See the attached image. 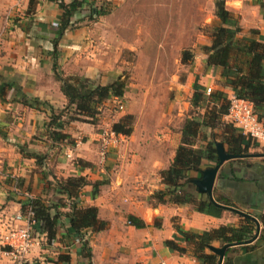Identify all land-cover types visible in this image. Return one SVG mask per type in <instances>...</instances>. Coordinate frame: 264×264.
<instances>
[{"label": "crops", "instance_id": "0c3cea01", "mask_svg": "<svg viewBox=\"0 0 264 264\" xmlns=\"http://www.w3.org/2000/svg\"><path fill=\"white\" fill-rule=\"evenodd\" d=\"M64 1L68 3L72 0ZM84 1V7L96 2ZM225 6L239 15L242 35L257 29V37L264 36V0H225ZM62 13L57 0H0V87L3 82L12 85L7 84L3 96H0V125L14 121L20 128L25 123L30 130L0 131V167L5 168L4 172L0 171V233L9 225L26 223L23 219H17L19 214L23 215L20 201L43 197L56 202L65 198L54 186L51 189L45 187L41 170L33 157L35 153H24L19 147L27 136H43L45 131L37 130H42L49 113L45 109L25 106L21 102V92L40 97L55 106L65 102L60 83L53 73L51 54ZM81 17L83 20L68 28L59 40L58 69L66 74H84L95 79L103 67L101 52L97 50L101 23L97 21L88 25L91 19L84 11L74 16L73 21ZM201 68V86L211 85L217 80L215 90H223L228 97L234 93L223 85L221 67ZM147 111L144 110L142 114L141 127L137 124L130 135L124 136L121 144L111 146L104 160L99 152L100 137L97 138L101 132L87 131L89 138L85 141L77 139L74 146L66 141L61 144L60 152L67 151L73 157L59 155L54 164V173L65 178L86 176L91 183L82 188L78 202L97 206L99 218L108 222L106 229L98 232L89 229L85 235L93 255V264H157L161 259L171 264H199L190 251L179 253L166 244L167 240L176 239L185 245L175 224L184 230L203 231L221 225L237 226L245 218L228 209L217 217L189 206L156 203L149 198L155 190L165 187L160 172L173 162L182 130L166 131V128H162L166 125L164 121L155 126L148 119L151 113ZM224 119L227 117L224 116ZM68 132L74 138L81 134V131ZM94 140H99L97 148L92 147ZM224 145L228 151L227 144ZM30 147H34V144ZM43 149H47L45 144ZM262 153L264 142H259L258 146L250 148L249 156L227 160L221 165L214 184V197L249 212L260 223L258 235L253 241L235 245V249L229 253L232 264H264ZM4 175L11 177L8 178L11 182H6L7 178L2 180ZM193 176L198 177L199 172H193ZM18 181L19 186L16 185ZM63 211L68 212L69 208H63ZM131 215L143 224L132 222ZM61 221L57 238L35 247L28 264H89L83 243L68 233V217L63 216ZM33 228L37 233L39 224L34 223ZM215 244L220 245L218 242ZM0 264H12L3 249H0Z\"/></svg>", "mask_w": 264, "mask_h": 264}, {"label": "trees", "instance_id": "16d2710c", "mask_svg": "<svg viewBox=\"0 0 264 264\" xmlns=\"http://www.w3.org/2000/svg\"><path fill=\"white\" fill-rule=\"evenodd\" d=\"M57 1L63 13L58 36L53 40L54 49L51 54L54 60L53 73L60 83V90L65 97V102L63 105L55 106L40 97H31L21 92L23 97L21 102L25 106L39 110L45 109V112L49 111L44 120L46 131L43 134L46 135L51 148L57 143L61 146L68 138H72V135H69L70 133L64 128L72 121H78L79 117L71 116L70 121H67L64 112L68 108H73L77 114L94 118L103 102L111 97L120 98L125 93V81L122 79L102 84L86 75L66 74L58 69L57 57L60 38L68 28L76 26L83 20L81 17L73 21V17L81 15L83 11L87 14L88 19L106 15L110 12L108 3L99 7L97 5L84 7V0H72L68 3L64 0ZM216 5L219 22L213 25L211 45L205 47V52L208 54L207 62L211 66L222 68L223 85L232 89L237 96L249 99L264 124V36L257 37L259 34L257 29H251L249 34L242 35L239 15L226 8L224 0H217ZM192 59L193 54L190 51H184L183 61ZM7 84L12 86L3 82L0 87V96H3ZM205 100L208 101L206 113L186 118L175 158L167 169L160 172L165 187L155 190L149 198L155 200L156 203L189 206L198 212L219 217L224 208L213 203L206 193L197 190L196 185L191 181L194 178L193 172L200 174L203 168L217 163L216 142L218 140L227 144L229 152L237 155L249 153L250 148L254 146L251 137L224 119L230 105L228 94L223 90H215L207 96L205 89L195 83L192 104L202 106ZM133 123V115L127 114L120 121L114 123L113 130L130 135L133 132ZM204 127L210 128L211 131H201ZM46 154L48 153L33 154L38 169L41 170L45 187L51 189L54 186L56 191L65 195V198L56 202L47 201L43 197H30L25 202L20 201L22 202L23 215L32 213L40 230L45 233L48 243L57 238L59 227L62 225V217H68L69 235L80 239L86 256L89 258V264H93V255L85 235L89 229L97 232L106 229L108 222L99 218L97 206L82 205L78 202L82 188L90 184L91 181L84 175L58 177L47 166ZM93 185L96 191V183ZM215 199L219 203L232 205V203L224 202L220 197H215ZM66 207L69 208L68 212L63 211V208ZM130 218L135 224H143L137 222L133 215ZM175 227L181 234L185 245H181L176 239L167 240L166 244L172 250L179 253L190 251L199 264H218L219 257L209 248V245H216V242L224 245L248 240L255 233L256 223L253 219L245 217L240 225H221L210 230H184L177 224ZM234 249V246L227 249L223 264H232L229 253Z\"/></svg>", "mask_w": 264, "mask_h": 264}, {"label": "rangeland", "instance_id": "374dc122", "mask_svg": "<svg viewBox=\"0 0 264 264\" xmlns=\"http://www.w3.org/2000/svg\"><path fill=\"white\" fill-rule=\"evenodd\" d=\"M216 1L96 0L90 3V5L108 3L110 8L108 14L94 17L87 23L88 25L97 21L101 23L97 50L101 52L100 62L103 63V67L95 81L109 84L122 79L125 81V93L120 98L111 97L103 102L94 118L77 114L73 108H68L69 110L64 112L65 119L70 121L71 116H77L79 120L72 121L64 130L81 131V134L78 138H68L66 142L74 146L77 139L85 141L90 136L87 131L93 133L113 131L114 139L117 141L112 142L111 146H118L124 135L113 130L114 123L125 115L132 114L133 128L137 124L141 127L142 114L146 109L147 113L152 115L148 116L150 122L158 126V123L164 121L166 125L162 128H166V131H181L187 117L205 114L208 101L205 100L202 106H196L192 104V98L195 83L200 84L201 67L205 66L207 70L211 67L207 62L208 54L205 47L211 45L213 25L219 22ZM234 13L237 14L235 11ZM184 51H190L193 59L183 61ZM217 83L215 80V83L202 87L203 89L211 87V94L215 91ZM6 122L7 124L0 125V131H30L25 123L20 128L14 121ZM37 131L46 130L43 127ZM201 131L211 129L204 127ZM39 136L33 138L27 136L19 146L21 151L39 155L48 153L47 166L52 171H56L54 164L58 161L59 155L64 158L73 157V154L67 151L61 153L59 143L51 148L48 140L43 137L46 135ZM251 141L254 147L259 144L256 140ZM98 142L99 140L92 141V147L97 148ZM31 144H34V147H30ZM43 144L49 152L43 149ZM0 171L4 172L5 168L1 166ZM6 178V182H11L8 179L11 177L5 175L2 180ZM16 185L19 186L20 182H16ZM3 248L4 246L0 244V249Z\"/></svg>", "mask_w": 264, "mask_h": 264}, {"label": "built area", "instance_id": "2783aa9c", "mask_svg": "<svg viewBox=\"0 0 264 264\" xmlns=\"http://www.w3.org/2000/svg\"><path fill=\"white\" fill-rule=\"evenodd\" d=\"M211 90V87H207L205 93L210 94ZM229 100L228 113L225 115L227 119L251 139L264 142V124L259 119L253 103L249 99L239 97L234 93L229 97ZM112 132L102 131L100 134L99 152L103 160L106 159L109 153L111 143L117 141L114 139L115 133ZM17 219H23L26 223L24 225L12 224L7 226L0 233V244L4 246L3 252L10 257L12 264H28L32 250L48 242L45 233L40 229L37 233L34 232L33 224L36 221L33 219L32 213L19 214ZM77 241H80V239L77 238ZM157 264L171 263L161 259Z\"/></svg>", "mask_w": 264, "mask_h": 264}, {"label": "water", "instance_id": "95a60500", "mask_svg": "<svg viewBox=\"0 0 264 264\" xmlns=\"http://www.w3.org/2000/svg\"><path fill=\"white\" fill-rule=\"evenodd\" d=\"M216 149H217V155H218L217 163H215L214 165L208 166L206 168H203L200 171V175L198 177L192 178L191 181L196 185L197 190L201 193H206L208 195L209 199L213 203H215L218 206L223 207L224 209L234 211L243 217L251 218L255 221V223L257 225V231H256L255 235H253V237L248 239V240L241 241V242L226 243V244L221 245V246L209 245V248L212 251H214L219 257L218 264H223L224 258L226 255V251L229 247L244 244V243H249L257 237L258 231L260 228V223H259L258 219L256 217L252 216L249 212L242 210L240 208L234 207V206H229V205H226L223 203H219V202H217V200L214 197V184L216 181L217 173H218L221 165L224 162H226L227 160L238 158L241 156H249L250 154L237 155V154H233L231 152H228L225 148L224 143L221 141L216 142ZM262 154H264V153H262Z\"/></svg>", "mask_w": 264, "mask_h": 264}]
</instances>
